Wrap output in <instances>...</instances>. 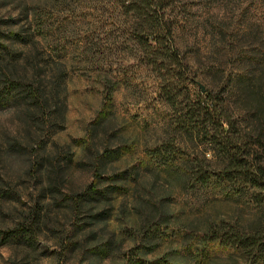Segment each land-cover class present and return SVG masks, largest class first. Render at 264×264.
<instances>
[{
	"label": "rangeland",
	"instance_id": "1",
	"mask_svg": "<svg viewBox=\"0 0 264 264\" xmlns=\"http://www.w3.org/2000/svg\"><path fill=\"white\" fill-rule=\"evenodd\" d=\"M130 2L0 0V264H255L212 232L264 219L253 191L191 178L203 149L216 160L175 134L187 90L225 86L223 72L264 55V0L156 7L196 60V84L174 81L175 106L166 69L135 41ZM12 75L35 81L38 100L9 92Z\"/></svg>",
	"mask_w": 264,
	"mask_h": 264
},
{
	"label": "trees",
	"instance_id": "2",
	"mask_svg": "<svg viewBox=\"0 0 264 264\" xmlns=\"http://www.w3.org/2000/svg\"><path fill=\"white\" fill-rule=\"evenodd\" d=\"M164 0H132L127 5V12H132L136 19V42L147 50V65L156 67L160 72L166 69L169 78L163 80L164 91L170 105L175 106L177 95L174 81L196 84L193 64L194 55L182 53L176 46L174 31L164 25V14L157 9L164 5ZM144 34V35H143ZM261 63H249L246 69L223 72L226 85L219 87L214 81L208 82L205 93L186 91L188 102L181 113L184 118L180 122L182 131L175 134L181 137H199L213 152L216 166L206 157L208 149H203L207 163H194L191 166V178L206 184L215 178L220 182L235 183L238 186L251 189L254 200L264 210V55L258 58ZM251 61V60H250ZM7 85L14 96L31 95L35 101L38 97L33 83L29 81L26 87L18 77L9 76ZM9 87V86H7ZM235 99L239 105L232 107L230 100ZM244 116L250 121L245 127L241 124ZM184 140V152L188 142ZM182 140V141H183ZM198 166V167H197ZM39 222V221H37ZM36 227L16 226L15 235L24 231L33 233ZM33 231V232H32ZM215 237L222 239L221 233H226L223 242L244 250L255 264H264V219L247 231H238L235 227L212 229Z\"/></svg>",
	"mask_w": 264,
	"mask_h": 264
}]
</instances>
